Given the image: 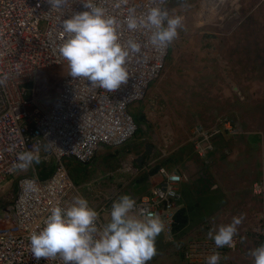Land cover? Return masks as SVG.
<instances>
[{"label":"rangeland","instance_id":"374dc122","mask_svg":"<svg viewBox=\"0 0 264 264\" xmlns=\"http://www.w3.org/2000/svg\"><path fill=\"white\" fill-rule=\"evenodd\" d=\"M181 2L171 1L166 8L171 16L184 17V30L168 46L160 77L149 86L142 101L130 105L138 124L135 138L142 133L144 141L155 146V154L144 158L138 167L134 162L136 153L110 152L86 169L72 165L69 175L87 200V188L93 189L94 201L104 209L101 218L106 223L113 201L125 194L133 199L145 195L155 185L153 180L160 179L161 167L179 174L180 169H187L184 157L198 156L192 140L197 127L209 132L219 129L211 141L216 159V193L207 197L202 194L198 202L210 209L218 207V211L213 227L201 232L222 225L220 219L225 218L219 208L228 204L230 196L232 219L244 217L235 236L242 238L244 244L232 257V263L240 264L247 260L248 250L260 246L261 232H248L245 225L251 221H263L264 225V0H226L219 7L212 5L211 13H204L209 8L207 0H186V8L180 7ZM63 73L64 68L60 67L37 73V95L44 105L52 100ZM227 124L231 130L224 128ZM232 155L241 162L231 164L236 161L229 159ZM261 159L263 170L257 177L254 170ZM16 180L11 175L0 186V206L12 199ZM105 181L111 186L108 193L101 188ZM240 185L241 191L235 192L234 188ZM254 186L260 187V194L254 193ZM228 189L234 191L232 195L227 194ZM245 204L254 211H244ZM181 220L176 213L170 231L164 229L157 237V254L148 264H183L182 248L187 241ZM246 235L251 239L244 240ZM252 236H256L259 245ZM249 264H253L252 257Z\"/></svg>","mask_w":264,"mask_h":264},{"label":"built area","instance_id":"2783aa9c","mask_svg":"<svg viewBox=\"0 0 264 264\" xmlns=\"http://www.w3.org/2000/svg\"><path fill=\"white\" fill-rule=\"evenodd\" d=\"M171 1L163 5L166 7ZM105 7L109 15L123 17L113 9L114 0H94ZM159 0H129L138 13L155 7ZM201 7V6H200ZM45 0H0V73L10 72L21 65L7 85L0 88V186L7 177H17L12 199L0 206V264H60L59 261H35L30 252L29 236L38 232L55 206H65L73 197L86 199L80 186L69 175L72 165L89 167L105 149H117L131 142L138 124L130 112V105L144 99L149 86L161 75L168 54V46L157 51L142 47L131 54L126 65L129 81L116 92L92 88L84 79L68 75L66 61L55 49L62 42L61 19L72 12L84 11L81 0H68L62 13L51 12ZM150 33L121 31V42L134 39L142 45ZM64 68L55 94L48 105L37 95L35 77L45 68ZM231 130V127L225 126ZM230 133H233L230 131ZM219 134L197 127L193 132V146L198 156L212 151V137ZM47 142L54 143L44 151ZM15 146L13 151L9 147ZM39 145L42 162L27 171H10L19 152L32 151ZM160 181L151 192L136 201L135 213L152 212L160 217L165 230L170 231L181 201L180 185L183 177L165 167L158 170ZM35 179L36 191L25 183ZM260 194V187L254 186ZM90 205V204H89ZM90 207H92L90 205ZM94 208L101 214L103 208ZM264 244V231L260 233ZM235 248H216L208 238H194L182 250L184 264H206L214 252L221 256L236 251L240 238L234 237Z\"/></svg>","mask_w":264,"mask_h":264},{"label":"clouds","instance_id":"9594fccd","mask_svg":"<svg viewBox=\"0 0 264 264\" xmlns=\"http://www.w3.org/2000/svg\"><path fill=\"white\" fill-rule=\"evenodd\" d=\"M51 12L62 13L68 0H45ZM159 0L155 7L138 13L129 0H114L113 9L122 19L109 15L108 10L94 0H81L84 11L72 12L61 19L64 39L55 49L61 60L66 61L68 75L84 79L92 88L116 92L129 81L126 67L131 54H138L142 47L151 46L157 51L172 44L184 30V17L171 16ZM180 7H189L182 0ZM150 33L142 45L134 39L121 42V31ZM21 65L15 64L10 72L0 73V88L10 77L19 73ZM54 143L47 142L44 151ZM55 146V145H54ZM14 145L7 149L14 150ZM17 162L10 171H27L42 162L39 145L32 151L17 154ZM36 191L35 179L25 182ZM136 201L130 195H121L111 205L109 220L100 223V214L90 207L87 199L76 196L65 206L49 210L44 226L29 236L30 252L35 261H59L60 264H148L157 254L156 239L164 231L160 217L152 212L135 213ZM243 215L233 217L231 223L222 224L207 233L216 248H235L234 237ZM253 264H264V244L249 252ZM228 259L227 256L224 257ZM221 256L214 252L206 264H219Z\"/></svg>","mask_w":264,"mask_h":264},{"label":"crops","instance_id":"0c3cea01","mask_svg":"<svg viewBox=\"0 0 264 264\" xmlns=\"http://www.w3.org/2000/svg\"><path fill=\"white\" fill-rule=\"evenodd\" d=\"M133 140H132V142H134V143L130 147L129 146L128 147L123 146V147H120L117 149L102 150L97 155V157L95 158V161L93 162V164L96 163L98 158L100 156H102L103 154H106V153L108 154L111 152V154L119 155V153L123 154L122 151H124V150L125 151L127 150L128 152L131 151L133 153H136L135 158H134V160L136 161V159L141 155V153H143L144 147L147 144V142L144 141L142 133L137 138L134 137ZM151 145H152L151 155L153 156V153L155 154V146L153 144H151ZM207 154L208 155L206 157H203V156L200 157L197 155H191V156L184 157L183 163L187 164V169L186 170H183V169L179 170L180 175L183 177V182L180 185L181 201L177 206V212L176 213H179V215L182 219L181 221H182V226H183L182 227L183 238L185 237L184 240H186V241H189V240L194 239V238H207V237H203V236H207V233L210 230H204L203 232H201V229H203V228L204 229H210L211 227H213V225H214L213 222H214L215 216H216L217 211H218L217 210L218 207L213 206V209H210L209 207H207L205 205H199V203H198L199 198L202 194H205L207 197L210 194L216 193V185L217 184L215 181L216 179H215V174H214L215 173V165H216L215 161H216V159L213 158V151H209ZM145 158H147V157H145ZM229 159L230 160H233V159L236 160V161H234L235 163L232 161L231 164H236V163L241 162V159L239 157H236L233 155L229 156ZM261 162H262V159L260 161L256 162V167H255L254 171L256 173L255 176H257V177L259 175L258 172H260V171L262 172V170H263V164H261ZM258 164H259V167L257 166ZM92 165H90V166H92ZM249 170H252V169H249ZM229 172H230V174H232L231 170ZM99 175H102V173ZM96 176H98V174H96ZM159 181H160V179H159V177H157L153 180V183L156 185ZM101 188H102V191L104 193H108L106 191H108V189L111 188V186L108 184L107 181H105L102 184ZM152 188L142 197L148 195L151 192ZM200 188L202 189V192H201V190H199ZM241 189H242L241 185L239 186V188L238 187L234 188L235 192L236 191L240 192ZM87 190L89 192V194H88L89 204L92 207L101 208L98 204L96 205V203L94 201L95 200L94 199L95 194L93 195V193H94L93 189L87 188ZM114 190H115V188H114ZM231 191H232L231 189H228L227 194L232 195V193L234 191H232V193H231ZM246 194H247V192H246ZM138 198H141V197H138ZM229 198H230V196H229ZM228 199H227L228 204L225 203L222 208H219L220 212L222 213V216L225 218V219H220L221 224H225L226 222H229L232 219V216H231L232 205H231V203H229ZM228 205H229V207H228ZM243 208H244L243 210L246 212L254 211L253 207H251L249 204H245L243 206ZM226 212H229V214L226 215L225 214ZM245 216L248 217L247 215H245ZM252 225L254 226L253 229H252ZM244 228L247 229L248 232L252 231V232L260 233V232L264 231L263 221L261 223H255V224H253V222L251 221L249 224L245 225ZM249 229H251V230H249ZM244 238H246L244 240L251 239V237L248 235H246V237H244ZM252 238H253L252 239L253 242L255 244L259 245V241L256 238V236L255 237L252 236ZM254 240H256V241H254ZM185 244L183 245V248H184ZM242 244H244V241L242 238H240V245H239L238 250L229 251L226 254L228 259L225 260L224 264H237L236 262L232 263V257L235 254L240 252V246ZM260 245H261V242H260ZM250 251H251V249L248 250V255H249ZM246 259H247L246 261H244L243 263H240V264H249L251 256L249 255L248 258H246ZM183 264H184V262H183Z\"/></svg>","mask_w":264,"mask_h":264},{"label":"water","instance_id":"95a60500","mask_svg":"<svg viewBox=\"0 0 264 264\" xmlns=\"http://www.w3.org/2000/svg\"><path fill=\"white\" fill-rule=\"evenodd\" d=\"M152 153V145L150 143H147L144 147L143 153L136 159L135 163L138 167L142 166V161L145 157H149Z\"/></svg>","mask_w":264,"mask_h":264},{"label":"bare ground","instance_id":"6f19581e","mask_svg":"<svg viewBox=\"0 0 264 264\" xmlns=\"http://www.w3.org/2000/svg\"><path fill=\"white\" fill-rule=\"evenodd\" d=\"M226 0H207V2H208V4H209V8L208 9H206V11L204 12V13H211V12H209V9H211L212 8V5H218V7L220 6V5H222L224 2H225ZM217 7V8H218Z\"/></svg>","mask_w":264,"mask_h":264}]
</instances>
